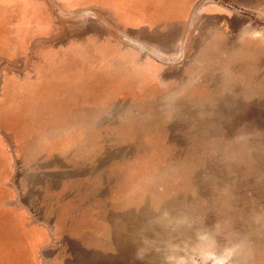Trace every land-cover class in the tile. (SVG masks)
Listing matches in <instances>:
<instances>
[{"label":"rangeland","instance_id":"obj_1","mask_svg":"<svg viewBox=\"0 0 264 264\" xmlns=\"http://www.w3.org/2000/svg\"><path fill=\"white\" fill-rule=\"evenodd\" d=\"M0 264H264V0H0Z\"/></svg>","mask_w":264,"mask_h":264}]
</instances>
